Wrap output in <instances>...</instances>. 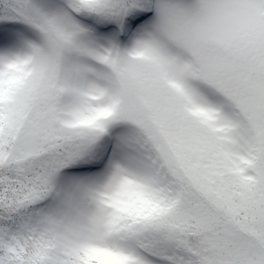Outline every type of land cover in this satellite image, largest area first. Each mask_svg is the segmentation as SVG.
I'll return each instance as SVG.
<instances>
[{
	"label": "snow or ice",
	"instance_id": "1",
	"mask_svg": "<svg viewBox=\"0 0 264 264\" xmlns=\"http://www.w3.org/2000/svg\"><path fill=\"white\" fill-rule=\"evenodd\" d=\"M0 264H264V0H0Z\"/></svg>",
	"mask_w": 264,
	"mask_h": 264
}]
</instances>
